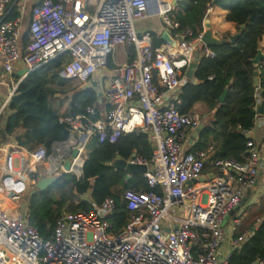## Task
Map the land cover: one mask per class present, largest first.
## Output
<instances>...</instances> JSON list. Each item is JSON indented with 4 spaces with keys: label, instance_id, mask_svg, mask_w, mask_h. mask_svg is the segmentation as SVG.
Masks as SVG:
<instances>
[{
    "label": "built area",
    "instance_id": "built-area-1",
    "mask_svg": "<svg viewBox=\"0 0 264 264\" xmlns=\"http://www.w3.org/2000/svg\"><path fill=\"white\" fill-rule=\"evenodd\" d=\"M12 3L0 0V57L7 74L20 64L26 77L63 58L61 80L87 85L101 74L107 81L106 110L87 107L62 117L68 138L53 143L50 151L39 146L30 153L34 165L44 166V177L61 173L80 177L87 145L95 137L100 144H115L129 134H147L154 152L151 160L135 155L134 161H127L147 167L143 178L150 191H125L129 219L121 231L114 232L109 222L117 203L107 198L94 210L65 213L45 237L21 209L29 186L14 169L15 158L7 154L0 168V264H229L232 253L225 259L219 256L224 225L257 184L264 153L251 138L253 130L245 132L249 141L244 162L214 160L210 151L186 150L189 134L200 122L183 112L181 90L189 81L197 49L201 58H215L202 42L205 27L199 36L191 29L180 31L171 18L177 11L171 0H157L156 14L150 0H41L32 9L23 53L22 19L11 17ZM150 11L176 33L175 44L154 47L150 32L138 33L136 22L147 19ZM119 47H133L134 59L109 71ZM74 151L79 153L76 159ZM208 164L211 176L196 191ZM3 199L13 207L3 208ZM242 225V218H233L231 233ZM251 237L249 231L238 236L234 251ZM250 264H264V258Z\"/></svg>",
    "mask_w": 264,
    "mask_h": 264
},
{
    "label": "trees",
    "instance_id": "trees-1",
    "mask_svg": "<svg viewBox=\"0 0 264 264\" xmlns=\"http://www.w3.org/2000/svg\"><path fill=\"white\" fill-rule=\"evenodd\" d=\"M214 7L228 13L226 21L236 24L240 37L234 44L213 48L215 58H201L194 74L195 83L190 80L181 90L185 114H196L197 106L203 108L200 124L204 128L190 152L205 151L213 144L214 160L244 162L249 141L245 132L252 131L257 118L264 116V61L258 67L251 63L258 55L264 36V0H184L178 3L179 10L171 18L180 24V31L191 29L199 36L204 32L210 8ZM242 26L246 28L243 30ZM161 44L154 43V47ZM128 54L131 62L135 49L130 47ZM64 62L65 59L59 58L28 75L20 84L7 111L0 117L1 121L6 120L0 131L3 137L23 130L17 137L20 147L34 151L45 146L50 151L53 143L68 138L67 127L60 123L62 117L80 114L87 107L101 109L97 86L82 89L71 98L60 96L51 87L55 83L65 84L58 76ZM256 71L259 72L258 88L254 80ZM226 90L227 96L221 103ZM261 147L264 149V139ZM87 152L80 177L61 173L48 190H35L34 195H29L28 221L41 236L45 237L48 228L65 213L94 210L107 198H114L117 203V212L109 222L113 231L119 232L129 219L125 191H150L143 175L136 174L127 181V171L108 166L115 155L125 161L135 155L151 160L154 146L147 134H129L115 144H100L95 137L87 145ZM31 179L36 181L39 176ZM257 214L262 218L261 223L257 224V218L243 223L237 230L236 237L247 229L252 237L232 254L229 264H250L264 258V201Z\"/></svg>",
    "mask_w": 264,
    "mask_h": 264
},
{
    "label": "crops",
    "instance_id": "crops-1",
    "mask_svg": "<svg viewBox=\"0 0 264 264\" xmlns=\"http://www.w3.org/2000/svg\"><path fill=\"white\" fill-rule=\"evenodd\" d=\"M12 1H13V3H12V6L10 8L11 9V17L12 18L21 17V19H22L21 29H20L19 47H20L21 51H23V53H24V48L26 47V45L29 41L28 29H29V24L31 21V12H32V9L41 2V0H12ZM171 1H173V3L175 2V0H171ZM176 8L178 11L179 10L178 3H177ZM150 10L151 11L153 10L152 4L150 7ZM151 11H150V16L147 19L136 22L135 25H136L138 33L141 35L145 32H150L152 34V41L151 42H152L153 46H154V43H160V42L162 43L160 46H164V45H168V44H175L176 43V41H175L176 33L173 32L172 30H170L169 28H167L166 25L164 24L162 18L159 17L158 15L152 14ZM227 14L228 13L226 11H223L219 8H216V7L210 8V10L208 12V19L205 21V24L207 21L209 22L214 37L221 39V40H225V39L227 40L230 36L237 35L236 24L229 23L226 21ZM260 46H261L260 50H262V52L264 54V36L262 38ZM124 48H126L127 54H126V60L122 64L128 63V61H129V54H128L129 48H127V47H124ZM200 59H201V57H200ZM113 61H114V58L111 60V66L109 65V71L114 69L113 68ZM122 64H120V65H122ZM24 74H25V70H24L23 66L20 64L15 66L14 73L12 75L7 74L4 70L3 62H2V59L0 57V80L2 82V84L0 85V109L2 108V106L4 105V103L7 100H9V102H8V105H9L11 99L14 97V95H15L18 87L20 86V84L28 77V76L23 77ZM192 80L195 83L194 78ZM91 84L92 85L90 87L97 86V89L100 92V94H103L102 99H100V97H99L98 104L101 107V109H100L101 111L106 110L108 108L107 100L105 98V92H106V88H107L106 78H103V76L100 74L95 79V81H93ZM69 98H71V97H69ZM8 105L4 109V111L2 112L1 115H3L7 111ZM199 108L203 109L201 106H197L195 110H197ZM5 124H6V120L3 119L1 121V118H0V131L5 126ZM23 132H24L23 130H19V131H17V133H15V135L5 136V137H3L0 134V164H1L0 168L3 167L7 154H10L14 158H20V161L23 163L22 169L18 170L19 172H21V174H22V170L26 166L28 167V169H31L34 166L42 167L41 172H38V174H35V175L39 176V180H40L44 176V166L34 165L31 162V160L29 159V155L33 151H29L25 148H22L17 143V137L21 136L23 134ZM193 132L194 131H192L189 134V138H188V141L186 144V150L188 152L191 151V146L194 145L197 141V139H196V140H194L193 144H190V140H191V137L193 135ZM251 138L255 141L256 145L264 153V149L261 147L262 140L264 139V116H261V117L259 116L257 118L256 123H255V128L253 129V131L251 133ZM205 151H210L209 156L211 159H213V157L216 153L214 145L212 144ZM87 154H88V152L85 155V160L87 159ZM21 157L23 158V160L21 159ZM81 164H82V161H80L78 163L79 166ZM263 171L260 174V177L257 181V184L251 190L250 195L246 201V203H248L249 200L252 198L250 205H253V206L259 205L260 206L261 202L264 201V173H263ZM210 176H211V169H210V165L208 164L207 169L204 172V175H203L199 185H203V186L206 185ZM28 180H26L27 184H28V182H30V180L29 181ZM259 195H263V198L261 200H256V198ZM242 207H240L239 211L241 210ZM21 209H22V207H21ZM27 209H28V206H27ZM27 209L26 210L22 209V211L27 213ZM238 212H236L233 216H231L229 218V220H227L225 222L224 229L226 232V238L222 240V244H221L220 252H219V256L221 259H225L229 254H231V253L233 254L235 252L233 249V241L237 237L235 236V234L231 233V231L229 229H227V225L231 220H233V218L236 217V214ZM261 221H262V218L259 217L257 219V222H258L257 224L261 223ZM245 231H248V230H245ZM224 243H226V245L223 247Z\"/></svg>",
    "mask_w": 264,
    "mask_h": 264
},
{
    "label": "water",
    "instance_id": "water-1",
    "mask_svg": "<svg viewBox=\"0 0 264 264\" xmlns=\"http://www.w3.org/2000/svg\"><path fill=\"white\" fill-rule=\"evenodd\" d=\"M151 3H153L155 5V9H154V14L158 13V6H157V0H150ZM175 5H177V0H175L174 2ZM243 30L246 28V26H242L241 27ZM205 32L203 34L202 37V42L208 46L209 48L213 49V48H219L223 45H227L228 43L234 44L236 42V40L240 37V34H237L235 36H230L227 40H221L218 39L216 37H214L213 32L211 30V26L209 24V22L207 21L205 24ZM200 57H201V52L199 49H197L194 52L193 58L194 61L190 66V70L187 73V78L189 80H192L194 78V73L195 70L198 67V63L200 62ZM264 61V54L262 52V50L258 51V55L257 57L251 61V63L255 66H260L262 64V62ZM255 84L257 86V88L259 87V72L256 71L255 72ZM228 90H226L223 94V96L221 97L220 101L221 103L224 102L226 96H227ZM102 95L103 94H99L100 99H102ZM260 115H262V108H260ZM204 125L200 124V126L193 132V135L191 137L190 140V144H193L194 140H196L199 136V134L201 133V131L203 130ZM78 151H74L72 153V159H76L78 157ZM136 159V156L132 157V160L134 161ZM71 166H72V162L71 160H69L66 165H65V170L67 172H69L71 170ZM109 167H112L116 170H125L129 173L128 177H127V181H129L134 175L136 174H145L147 172V167L146 166H141V165H135V164H130L127 161L121 159L118 155L114 156V161L110 164H108ZM83 168V167H82ZM58 179V176H53V177H43L42 179H40L38 181V183L36 184V190L40 191V192H44L46 190H48V188L53 185ZM195 183V182H193ZM193 183H190L189 185H192ZM36 193V191H33L31 193V195H34ZM247 200H245L238 208H236V210L231 214V216H233L236 212L239 211L240 207H242ZM27 202H23L21 207L23 210L27 209ZM229 216L227 220H229V218L231 217Z\"/></svg>",
    "mask_w": 264,
    "mask_h": 264
},
{
    "label": "rangeland",
    "instance_id": "rangeland-1",
    "mask_svg": "<svg viewBox=\"0 0 264 264\" xmlns=\"http://www.w3.org/2000/svg\"><path fill=\"white\" fill-rule=\"evenodd\" d=\"M126 54H127V50L124 47H119L115 51L114 56H113V58H114L113 68H115L118 65L122 64L126 60ZM63 81L65 83L63 86H59L58 83H55V84H53L51 86L52 88H54L55 90H57L59 92L60 96L67 95L68 97H72V95H74L78 91H80L82 89H85V88H88V87H90L92 85L91 83L87 84V85H84V84H81V83H79L77 81H65V80H63ZM201 111H202V109L199 108V109H197L196 114H192L194 117H196L199 120V122L202 120ZM21 159L23 160L22 157H21ZM22 166H23V163L20 161V158H15V160H14V169L15 170H20V169H22ZM41 169H42V167H39V166H34L31 169H28V167L26 166L22 170V176L24 178H26V180H28V179L30 180V182H28L29 191H28L27 195L24 198V202H27V204H28V197H29L30 193L36 190V184L39 181V179L36 180V181H33L31 178L35 174H38V172H41ZM262 198H263V195H259L256 198V200H261ZM251 201H252V198L236 214V217L242 218V221L244 223H247V222L250 223L251 220H255V219L258 218L257 217L258 216L257 212H258L259 205H255V206L250 205ZM12 207H13V205L9 204V205L5 206V209L12 208ZM27 211H28V209H27ZM27 214H28V212H27ZM180 216H181L180 213H178L177 217L180 218ZM231 223H232V220L227 225V229H229V230H230ZM235 234H237V233H235ZM225 238H226V232H225V229H224V231H223V239H225ZM225 245H226V243L223 244V247Z\"/></svg>",
    "mask_w": 264,
    "mask_h": 264
},
{
    "label": "bare ground",
    "instance_id": "bare-ground-1",
    "mask_svg": "<svg viewBox=\"0 0 264 264\" xmlns=\"http://www.w3.org/2000/svg\"><path fill=\"white\" fill-rule=\"evenodd\" d=\"M80 161H81V160H79L78 163H79ZM78 163H77V164H78ZM203 188H204L203 185H197V186H196V191H200V190H202ZM9 204L12 205L9 201L3 199V203H2L3 208H5V206H6V205H9Z\"/></svg>",
    "mask_w": 264,
    "mask_h": 264
}]
</instances>
